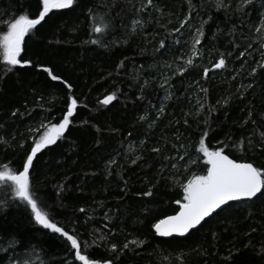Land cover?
Returning a JSON list of instances; mask_svg holds the SVG:
<instances>
[{"label": "trees", "instance_id": "16d2710c", "mask_svg": "<svg viewBox=\"0 0 264 264\" xmlns=\"http://www.w3.org/2000/svg\"><path fill=\"white\" fill-rule=\"evenodd\" d=\"M79 2L103 22L90 21L87 9L53 10L25 37L21 56L32 65L12 71L0 49V170H22L44 126L59 123L75 98L69 128L34 159L30 191L78 238L82 254L101 264H264V196L229 203L184 238L152 230L178 211L187 179L206 174L197 151L206 128L210 149L264 167V70L257 67L264 0L244 12L241 0ZM40 8L39 0H0V35L13 18H34ZM186 15L190 22L175 32ZM96 24L102 33L92 32ZM221 54L226 66L214 69ZM109 94L115 99L101 104ZM10 185L0 182V264H82L65 237L35 223Z\"/></svg>", "mask_w": 264, "mask_h": 264}, {"label": "snow or ice", "instance_id": "6c2138e0", "mask_svg": "<svg viewBox=\"0 0 264 264\" xmlns=\"http://www.w3.org/2000/svg\"><path fill=\"white\" fill-rule=\"evenodd\" d=\"M41 8L38 15L34 18H30L29 14H20L18 18H13L11 22L7 24V31L0 35V49H2V59L7 67L6 71H12L16 66H31V60H24L21 56L22 45L25 42V37L38 25H41L42 21L53 10H69L75 11L77 8L87 9L88 19L90 21H96L98 19L102 21V18L97 17L94 14V9L87 4H81L79 0H39ZM192 0H188L191 6ZM253 0H241L238 6V11L244 12L245 6L252 4ZM153 0H147V6H151ZM218 7L222 6L220 4ZM138 9L137 11H142ZM159 10V9H157ZM189 16H185L180 21V27L174 29L175 32H180L181 29L188 24ZM196 30V35L192 39V56L198 54L196 45L200 44L201 37L204 36L203 24ZM140 24V21H133V25ZM261 27L257 31H264V13L260 16ZM142 26V25H141ZM107 27V25H104ZM92 32L102 33L103 28L96 24L92 27ZM92 44L100 43L97 39L91 40ZM164 46V42L161 41V47ZM251 47V45H249ZM264 47V45H262ZM228 55H231L230 53ZM239 55L244 57L246 52H240ZM261 56L264 57V52H261ZM186 64L192 66L193 59L189 57ZM226 66L225 57L221 54L217 62L212 67L214 69H221ZM42 67L44 72H47L52 80L58 81L62 78L52 73V70L48 67ZM258 68L264 70V61L258 63ZM184 68H180L179 72L183 73ZM204 75L207 76L209 69L205 67L203 69ZM251 73L257 74V68H252ZM69 91L72 89V85L67 81H62ZM167 83V79H165ZM202 91H207L202 89ZM115 99L113 94L106 95L100 103L108 105ZM219 103V102H218ZM227 103V100H225ZM77 100L75 98H69L67 104V110L63 115V118L59 123H51L44 126L46 130L39 139L34 140L33 145L23 162L22 170H12L7 165L3 170H0V182H11L9 186L15 197L19 198L22 202H26V207L30 209L32 218L37 225L42 226L44 229H49L54 233L60 234L65 237L71 245V249L74 250V259L82 262V264H101L100 261L90 259L87 255L82 254V246L78 242V238L75 235L69 234L64 227L58 226L53 222L49 213L41 205L38 198L30 191V169L34 166V159L37 154L46 146L53 145L57 139L62 137L71 124V118L73 111L76 108ZM161 107L160 111H163ZM214 110V109H213ZM13 115H16L14 112ZM143 119V117H141ZM187 123V121H186ZM209 130L206 128L203 131L202 137L199 140L198 152L203 154L204 162L207 166L206 174L192 175L187 182L182 185L183 197L182 200H177L175 203L179 206V211L174 215L165 216L162 219L157 220L153 225L155 233L161 237H169L173 234L184 236L189 233L190 230L195 229L206 217L216 212V210H224L230 201L247 200L251 201L253 198L264 196V167L254 166L252 162L238 161L237 159L230 158L225 154L223 148H216L214 150L206 146L205 139ZM2 140V138H0ZM262 141H264V134H262ZM153 151L159 152L160 149H153ZM195 163V161H193ZM135 163V161H133ZM173 167L175 165L173 164ZM144 195H151V192H146ZM224 206V207H222ZM81 211H84L81 209ZM16 241H11L10 245L15 244ZM133 244L137 243L132 241ZM142 243V242H140ZM112 250L117 249L116 244H112ZM128 244L124 245L127 248ZM264 251V248L261 249ZM102 264H113L110 260H105Z\"/></svg>", "mask_w": 264, "mask_h": 264}, {"label": "water", "instance_id": "95a60500", "mask_svg": "<svg viewBox=\"0 0 264 264\" xmlns=\"http://www.w3.org/2000/svg\"><path fill=\"white\" fill-rule=\"evenodd\" d=\"M253 199H255V198H253ZM253 199H252V200H253ZM241 201H247V200L230 201L229 203H232V202H241ZM222 207H224V206H222ZM219 210H220V209L216 210V212H214L213 214H211L209 217H206L204 221H206V220H208L209 218H211V217H212L214 214H216ZM178 211H179V209H178ZM204 221H202L201 224L198 225L195 229L190 230V232H191V231H194V230H196V229H198V228L203 224ZM152 230H153V233L155 234V236H156L157 238H162V239L184 238V237H186V236L190 233V232H189V233L185 234L184 236H179V235H177V234H173L172 236H169V237H161V236H159V235H157V234L155 233V231H154L153 228H152Z\"/></svg>", "mask_w": 264, "mask_h": 264}, {"label": "rangeland", "instance_id": "374dc122", "mask_svg": "<svg viewBox=\"0 0 264 264\" xmlns=\"http://www.w3.org/2000/svg\"><path fill=\"white\" fill-rule=\"evenodd\" d=\"M263 61H264V57H263ZM152 123H150V125H151Z\"/></svg>", "mask_w": 264, "mask_h": 264}]
</instances>
